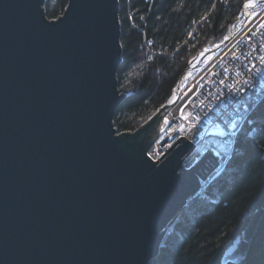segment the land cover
I'll list each match as a JSON object with an SVG mask.
<instances>
[{
  "label": "water",
  "instance_id": "water-1",
  "mask_svg": "<svg viewBox=\"0 0 264 264\" xmlns=\"http://www.w3.org/2000/svg\"><path fill=\"white\" fill-rule=\"evenodd\" d=\"M43 3L0 0V264H151L218 163L182 169L184 138L153 162L160 110L115 135L118 0H69L51 21ZM263 210L222 261H244Z\"/></svg>",
  "mask_w": 264,
  "mask_h": 264
},
{
  "label": "trees",
  "instance_id": "trees-1",
  "mask_svg": "<svg viewBox=\"0 0 264 264\" xmlns=\"http://www.w3.org/2000/svg\"><path fill=\"white\" fill-rule=\"evenodd\" d=\"M67 1L49 5L48 15L62 14ZM214 1L119 0L123 54L117 77L118 88L126 93L114 117L120 131L136 129L160 109L169 100L186 67V47L180 50L173 63L166 56L157 54L159 50L170 53L185 40L193 23L204 15H209V19L199 27L200 36L192 54L201 50L206 38L211 39L210 43L224 38L228 26L240 12L243 0H227L226 4L217 2L213 7ZM145 38L154 42L149 50L157 56L147 64L143 73L134 75L131 72L133 67L150 54L142 48ZM262 113L260 120L263 124L254 119L237 137L239 149L242 139L253 128L256 127V133L260 134L255 143L247 142V153L240 157V162L235 160V166L240 169L235 179L225 181L219 188L216 186L223 193L219 204H211L213 211L201 214L198 223L189 216L184 218L185 223L178 224L185 226L181 230L183 237L172 234L167 238L160 264H221L227 244L240 234L264 198V110ZM239 264H264V215L246 259Z\"/></svg>",
  "mask_w": 264,
  "mask_h": 264
},
{
  "label": "bare ground",
  "instance_id": "bare-ground-1",
  "mask_svg": "<svg viewBox=\"0 0 264 264\" xmlns=\"http://www.w3.org/2000/svg\"><path fill=\"white\" fill-rule=\"evenodd\" d=\"M259 1H262L261 5H260ZM247 3H248L247 6L245 5V7L243 8V12L241 13L240 17L238 18L239 21L237 23H234V24L231 23L228 26L226 34H225L226 39H223V42H222L223 46L221 45V43H220V45L217 46L218 48L216 46L209 45L210 47L206 46L203 49H201L200 51H198L200 54L198 55V57H196L192 60V61H194V60L196 61V62L194 61V64L192 65V69L190 71L184 73V75L181 74V76L178 79V82L176 84L177 87L175 86L176 87L175 93L172 94L170 96L169 100L160 108L162 110L164 107L168 106V108L166 107L167 110L165 111V114L163 116V118H165L166 120L161 124L160 127L164 126L166 123H170V124H173L174 122L178 123L177 125L180 124L187 129V132L185 134V137L187 138V137H190V134H189L190 129L189 128H191L193 126L194 128H196V130L193 132L194 135H196V136L191 134V137H190L191 140L193 141L194 138H197L199 140H204V143H207V146L205 145L201 149L200 145L193 144V142H192V144L194 145V148L200 149V152L191 151L190 153H188L185 156V160L183 159L184 165H183L182 169H185V170L192 169L194 167V164H196V162L199 163L206 156L207 153L211 154L216 159V161L218 163L217 165L220 166V168L222 169V171H221L222 174L226 173V175H227L228 174L227 172L230 173L231 169L229 168V165H231V167H232L233 163L235 165V162H232L230 160L229 155H228L229 153L227 151L224 152V150L223 149L221 150V148L218 146V145H220V143L217 140H222L223 134H226L229 136V135H231L232 132H234L236 130L241 131V128H239L241 126H240V122L238 121V117L236 119H233L232 117L234 115H239L241 113H242L240 115L241 117L246 115L244 113L247 111V108L250 107L251 101H250V99L245 100L242 97H239L238 94H239L240 90L235 88L232 85V83L230 81L231 79L229 77L224 78L219 74V72L221 70L227 69L229 67L227 65L225 66L221 62H219L218 57L221 56L219 54V51L223 50L224 48L226 49L228 44L231 47L233 46L235 48L242 41H243V43L253 45L254 35H253V31L251 29L250 30L248 29L249 26H251V24L248 23V20L252 16V10L254 7L258 8V11H259L258 12L259 14L257 15V19H258L257 24L261 30H262V28H264V0H249ZM45 10H47V8L43 7V11L45 13L47 20L51 21V20H57L58 19V17H57V19L48 18ZM119 22H120V18H119ZM120 28H121V23H120ZM245 28H246V30H245ZM241 30H244V31H241ZM120 39H121V37H120ZM224 42L227 44H224ZM229 45H228V47H229ZM247 46L248 45H245L244 47L246 48ZM258 48H260V46H258ZM209 53H211V54L218 53L217 58L215 57L216 59L213 61V63L211 61H209L207 58H204L205 56H208ZM247 53H249V52L247 51ZM157 54L166 55L168 53H166L164 50H159L157 52ZM224 56H226V55H224ZM224 56H222L221 58L225 59V58H223ZM230 56H232L230 58V61H237L238 62V60H240L242 58V57L238 58L234 54H232ZM202 57H203V59H202ZM202 60L208 61L209 63L208 62L204 63ZM253 63H254V59L251 56H249L248 60L245 61L243 75L245 77V81H247V82H253L254 78L258 79L257 73L254 72V69H251ZM187 67H188V65H187ZM231 71L234 73H240V70L238 68L237 63H236V66L233 67ZM215 75H217V76H215ZM117 81H118V77H117ZM197 86H199V87L197 88ZM202 88L205 90V92L207 94H205L202 91ZM215 88L217 89V92H215ZM119 91H120V89H119ZM120 94L125 95V98H126L125 92L120 91ZM229 95L231 96L229 99V108L232 106L236 107V104H241L242 111L234 112V110H230L229 116H226L225 120L220 119L222 114H223V111L220 109V107L225 108V103H228L226 96H229ZM240 98H241V100H240ZM124 99L121 101L119 106L122 104ZM171 99L174 101L173 103H172ZM231 102H232V104H231ZM239 109L241 110V107H239ZM115 113H116V111H115ZM114 117H115V115H114ZM112 124H114L113 128L114 129L116 128V132H115L116 136L123 133L122 131H120L118 129V127L114 121V118H113ZM159 128H158V131H159ZM169 128L170 127H168V130H167V128H164V130H163L164 133L167 134V136H164L161 131H159V132H161L162 135H160V133L158 132L159 134L155 138L154 146L152 148L150 147L149 150L147 151L148 157L150 159H152L153 162L157 163L165 155V153L163 155L160 153L156 154L155 149H157V148L158 149H164V150L168 149V151H169L171 149V147H173L175 145V143H173V142L170 143L169 138H171L174 135V133L178 130H176V128H171V130H170ZM163 138L164 139L168 138L167 139L168 143H167L166 148H164L165 146L163 145V142H162ZM211 140H213V141H211ZM165 141H166V139H165ZM202 150H203V153H201ZM159 151H161V150H159ZM223 152L226 154V157H224ZM154 155H155L156 159L151 158ZM262 209H264V198L262 199V202L255 208L254 212L251 213L252 216L249 217L246 225L243 227L241 232H243L244 230H247V228L250 225L253 217H255L256 214L259 212L262 213ZM263 215H264V210H263V214H262L260 220L263 219ZM246 234H249V233H246ZM240 236H242V233L239 234V237ZM161 254H162V249L160 250L159 255H161Z\"/></svg>",
  "mask_w": 264,
  "mask_h": 264
},
{
  "label": "rangeland",
  "instance_id": "rangeland-1",
  "mask_svg": "<svg viewBox=\"0 0 264 264\" xmlns=\"http://www.w3.org/2000/svg\"><path fill=\"white\" fill-rule=\"evenodd\" d=\"M59 1L60 0H44V3L42 5V7H45V8L48 9L49 5H58ZM226 1L227 0H215L213 2L214 3L213 7L217 4V2H221V3L226 4ZM248 1L249 0H243L240 12L238 13L236 18L231 23L234 24V23H237L239 21L238 18L240 17L241 13L243 12V8L245 7V5L247 6V4H248L247 2ZM118 2H119V0H118ZM68 3H69V0L67 1L66 7L64 9V12L66 11ZM259 3L261 5L262 1H259ZM45 11H46V15L48 16V18H51V19H57V17L59 18V16H63L64 15V12H63L62 14H59L56 17H54V16L51 17L50 15H48L47 10H45ZM119 11H120V4H119ZM258 12H259L258 8L254 7L253 10H252V16L248 20V23L251 24V26H249V28H248L249 30L252 29L255 26L258 27V30L260 29L258 24H257V20H258L257 19V15L259 14ZM119 15H120V12H119ZM208 19H209V15H204L202 17V19H200L199 21L193 23L191 29H189L186 32L185 40L181 44H178L176 48L171 50L170 53L164 55L167 58H169L172 61V63H173V61H175L177 59V57H178L177 54L180 52V50L183 47H186V50L188 52V59L186 60L187 61L186 62V67H187V65H188V67L187 68L185 67L184 71L182 72L183 75H184V73H186V72H188V71H190L192 69V65L194 64V61H195V60L194 61H192V60L194 58L198 57V55L200 54L198 51H197L198 53L196 52L195 54H192V50L196 46L197 37L200 36V33H199L200 28L199 27H201L203 25V23L205 21H207ZM262 29H264V28H262ZM245 30H246V28H245ZM241 31H244V30H241ZM262 34L264 35V32H262ZM223 39H226V37L224 36ZM223 39L220 40V41H215V42L210 43L211 39L206 38L205 39V45L201 49H203L204 47L209 46V45L216 46V47L218 45H220V43L222 45ZM153 43L154 42L152 40L150 41L147 38H145L143 40V43H142L143 47L142 48L145 51H147V53H150V54H148V55L146 54L145 55V59L144 60H140V64H138V65L133 67V69L131 71L132 74L139 75V74L143 73L144 70L147 67V64L150 63V61H152L155 56H157L155 53H152L150 50H148V49L152 48ZM224 44H227V43L224 42ZM120 45H121V39H120ZM228 45H227L226 49L224 48L223 50L219 51V54L221 56H219L218 59H219V62H221L223 65H225V66L227 65L229 67L227 69H224V72L229 73V74L231 73L232 68L235 67L236 63H237L241 74L240 73H236V74L239 77H242L241 78L242 80H240V78H234L233 81H238L239 80L238 82H240V83H244L245 82V80H244L242 75H243V71H244L245 61H247L248 59L241 55V54L244 53L245 50L244 51H239V50H241L245 45H248L246 47L247 51L249 53H252V54L256 55V62L257 63L253 64L251 69H254V72L257 73L258 79L254 78V82H249L251 84H247V85H244V86L243 85L239 86L241 93H243L244 91H248L249 90V96H250V101H251L250 107L247 108V111L244 113L246 115H244L243 117L239 118V120H238L240 122V126H241L239 128H241V130H242L245 127L246 124H252V121H254V119L256 121H260V123H262V120H260V119H262V117H261V115H263L262 110H264V81H261V80L264 78V68L262 67L264 65H260V64H264V57H262V56H264V53H263L264 49L261 47L260 50H259V48H257L258 44H256L254 46V43H253V45H249V44L243 43V41L236 47L237 49L235 47H233V46L231 47L230 45L228 47ZM121 49L123 50L122 45H121ZM199 51H200V49H199ZM232 54L236 55L238 58H240L242 56V58L240 60H238V62L237 61H230V58L232 57L230 55H232ZM217 55H218V53H216V54L209 53V55L205 56L204 58H207L209 61H211L213 63V61L217 58ZM224 55H226V56H224ZM143 56H144V54H143ZM222 56H224L223 58H225V59H222L221 58ZM202 59H203V57H202ZM203 62L205 63V62H208V61H203ZM117 74H118V72H117ZM252 85H253L254 89H251ZM176 87L174 88L172 94L175 93ZM197 88H198V86H197ZM215 90H217V89L215 88ZM230 97H231L230 95L226 96V99H227L228 103H229ZM173 102L174 101L172 100V103ZM228 103H225V108L220 107V109L223 112H224V110L226 111V109L228 107ZM159 110L162 111V113H163V112H165L166 109H162V110L159 109ZM159 110H157L151 117L149 116L148 119L146 118V120L143 121L136 129L129 130V131H122V132H134V131H136L141 125H143L146 122H148ZM224 114L225 113H223L222 115H224ZM177 124L178 123H175V122L173 124L166 123L164 126L159 128V131H161L164 136H167V134H165L164 131H163L164 128H167V130H168V127H170V128H176V130H178V131H176L174 133V135L171 138H169L170 139L169 140L170 143L173 142V143L176 144L181 138H184L188 142H191V143L193 142V144L200 145L201 149L205 145L207 146V143H204V140H199L197 138H194L193 141L191 140V138H190L191 134L194 135L193 132L196 130V128H194L193 126L191 128H189L190 129L189 130L190 131L189 132L190 137L186 138L185 134L187 132V129L184 126H182L180 124L177 125ZM256 129L257 128L255 127V128H253L250 131V133L249 132L247 133V135H246L247 137L245 136L246 138L242 139V143L243 144H241V147L239 149H238V145H237V137L240 134V131H237V130L232 132L231 135H229V136L226 135V134H223L222 135V140H217L220 143V145H218V146L221 148V150L223 149L224 152L227 151L229 153L228 155H229V158H230V160L232 162H235V160H237L236 163L240 162V160L242 159V158L240 159V157H244L246 155V153H247V150H248V146L246 145L247 142H248V144H250L251 142L255 143L256 140H258V137H259L260 134L256 133L258 131V130L256 131ZM161 132H159L160 135H162ZM194 136H196V135H194ZM165 139H166V141H165ZM165 139L164 138L162 139L163 142L168 143V141H167L168 138H165ZM211 141H213V140H211ZM154 144H155V141L153 142L151 148L154 146ZM191 151L200 152V149H196V148L193 147V149ZM165 152L167 153L168 150L165 151ZM224 152H223L224 157H226V154ZM201 153H203V150L201 151ZM161 154H163L162 150H161ZM184 160H185V157H184ZM197 163L198 162H196V164H194V166H196ZM183 165H184V162H182V167H183ZM229 168L231 169V172L230 173L227 172L228 173L227 175H226V173L222 174V172H221L222 169L220 168V166L216 165L214 167V169L205 178H203L201 176H198L199 183H200V189H199L198 195L195 196V199L193 200V202L185 210L181 211L179 217L176 219L174 224L171 227H169L167 233L165 234V238L163 239V242H162L163 244L161 246V249L164 246L165 241L167 240V238L169 239V237L172 234L175 235V236H178L179 238L183 237L182 236L183 233L181 232V230L183 228H185V226L182 224V223H185V220H184L185 217L191 216L192 220H195L196 221L195 223H198L197 221H199L201 219V217H202L201 214H203L204 212L213 211L214 208H213V206H211V204H215V205L219 204V200L222 199V194L223 193L220 192L219 190H217V187L219 188V185L224 184L225 181L229 182V180L235 179L237 174L240 172V169L237 168L234 165V163L232 164V167H231V165H229ZM253 212H254V210H253ZM251 216L252 215H250L249 217H251ZM180 222H182L181 223L182 226H178V224ZM246 223H247V221H246ZM260 223H261V220L259 221V224L255 227L256 231L254 232V234H253V232H251L253 235L252 234H248V237H249L250 240H249V244H248L249 245V249L247 250L246 257L248 255L250 247L252 246V242H253L252 240L254 239V237L257 234V231H258ZM241 233H243V232L240 231V234ZM184 236L186 237V234ZM238 237H239V235H238ZM234 240H236V238ZM233 241L229 242L227 244V248L224 250V253L226 252V250L228 248H230L232 246ZM224 253H223V255H224ZM246 257H244V260L246 259ZM222 258H223V256H222ZM241 262H243V261H241ZM241 262L237 263L235 260L234 261H230V260L222 261V259H221V264H228V263L239 264ZM160 263H161L160 255L158 256L157 259H155V260H153L151 262V264H160Z\"/></svg>",
  "mask_w": 264,
  "mask_h": 264
},
{
  "label": "built area",
  "instance_id": "built-area-1",
  "mask_svg": "<svg viewBox=\"0 0 264 264\" xmlns=\"http://www.w3.org/2000/svg\"><path fill=\"white\" fill-rule=\"evenodd\" d=\"M252 31H253V35H254V46L256 45V44H258L257 45V48H258V46H260V48L262 47L263 49H264V35L262 34V32H264V29H259L258 30V27L257 26H255V27H253V29H251ZM261 44V45H260ZM260 48H259V50H260ZM245 50V51H244ZM240 51H244V53L243 54H241L242 56H244V57H246L247 59L249 58V56H251V57H253V59H254V63L253 64H256L257 62H256V55H254V54H252V53H247V49L245 48V47H243ZM264 53V52H263ZM239 54V53H238ZM241 56V57H242ZM262 57H264V56H262ZM260 65H264V64H260ZM263 68H264V66H262ZM261 67V68H262ZM221 72V73H220ZM219 72V74L221 75V76H223L224 78H227V77H229L231 80V83H232V85L235 87V88H237V89H239L240 90V88H239V86L240 85H247V84H251V83H249V82H247V81H245L244 83H240V82H238V81H233V79L234 78H240V80H242L241 78L242 77H239L236 73H234V72H232L231 71V73L229 74V73H226V72H224V70H221ZM225 73V74H224ZM216 76V75H215ZM243 76V78H244V80H245V77H244V75H242ZM261 81H264V79L263 80H261ZM254 82V81H253ZM199 87V86H198ZM251 89H254V87H253V85H252V87H251ZM202 91L205 93V94H207L206 92H205V90H203V88H202ZM215 92H217V90H215ZM239 97H242L243 99H245V100H249L250 99V96H249V90L248 91H244L243 93H241V91L239 92ZM240 100H241V98H240ZM232 104V103H231ZM239 107H241V110L239 109ZM230 110H234V112H240V111H242V106H241V104H236V107H234V106H232V107H230L229 108V103H228V107H227V109H226V111L224 110V112L223 113H225L224 115H222L221 116V119H224L225 120V117L226 116H229V111ZM246 110V109H245ZM244 110V111H245ZM242 114V113H241ZM241 114H239V115H234L232 118L233 119H236L237 117H238V120H239V118L241 117L240 115ZM230 117V118H231ZM169 129H171V128H169ZM162 142H163V140H162ZM163 145L165 146L164 148H166L167 147V143L166 142H163ZM169 148V147H168ZM159 150H162L163 151V154H164V152L165 151H167V150H164V149H155V151H156V154L157 153H160L161 154V151H159ZM166 153V152H165ZM155 154V155H156ZM162 154V155H163ZM155 155L153 156V157H151V158H153V159H156V157H155Z\"/></svg>",
  "mask_w": 264,
  "mask_h": 264
}]
</instances>
